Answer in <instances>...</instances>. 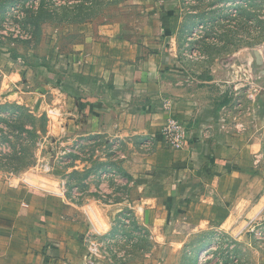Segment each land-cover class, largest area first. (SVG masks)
Masks as SVG:
<instances>
[{"label": "rangeland", "instance_id": "374dc122", "mask_svg": "<svg viewBox=\"0 0 264 264\" xmlns=\"http://www.w3.org/2000/svg\"><path fill=\"white\" fill-rule=\"evenodd\" d=\"M159 41L173 47L190 87L214 81L224 122L254 125L264 93L256 64L264 0H0V203L22 189L19 203L45 193L88 207L103 229L86 238V264H264L257 212L223 230L179 223V210L144 177L153 140L128 146L109 134L84 136L80 112L66 111L79 101L66 98L70 78L84 73L97 46L114 44L119 57L134 43ZM247 132L264 189V128ZM129 153L141 157L134 176ZM261 196L246 198L251 205Z\"/></svg>", "mask_w": 264, "mask_h": 264}, {"label": "crops", "instance_id": "0c3cea01", "mask_svg": "<svg viewBox=\"0 0 264 264\" xmlns=\"http://www.w3.org/2000/svg\"><path fill=\"white\" fill-rule=\"evenodd\" d=\"M115 48L97 46L88 55L94 61L67 85L66 98L79 101L74 111H66L82 115L80 133L126 138L128 146L143 136L153 140L156 148L144 157V177L179 210V223L185 226L223 230L256 212L264 221V196L251 205L246 198L264 192L247 136L249 130L264 128V93L253 107L254 125L245 120L227 124L214 81L196 80L199 84L190 87L186 78L191 76L179 74L173 47L161 41L134 43L119 57ZM256 64L264 68V52ZM170 119L187 127L189 147L163 146L161 133ZM137 159L141 157L129 153L132 176ZM15 193L22 195V189ZM13 195L0 203V264H86V238L91 228L103 229L88 207L45 193H31L21 203Z\"/></svg>", "mask_w": 264, "mask_h": 264}, {"label": "built area", "instance_id": "2783aa9c", "mask_svg": "<svg viewBox=\"0 0 264 264\" xmlns=\"http://www.w3.org/2000/svg\"><path fill=\"white\" fill-rule=\"evenodd\" d=\"M255 96H250L254 98ZM162 140L175 149H185L189 147V131L185 125L182 123L170 119L168 120L166 126L164 127L162 133Z\"/></svg>", "mask_w": 264, "mask_h": 264}]
</instances>
